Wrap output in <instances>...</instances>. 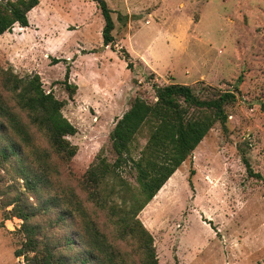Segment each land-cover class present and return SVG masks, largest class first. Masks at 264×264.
Instances as JSON below:
<instances>
[{"label":"rangeland","instance_id":"obj_1","mask_svg":"<svg viewBox=\"0 0 264 264\" xmlns=\"http://www.w3.org/2000/svg\"><path fill=\"white\" fill-rule=\"evenodd\" d=\"M106 1L115 21L112 45L104 43L94 0H40L29 26L16 24L0 36V64L21 76L39 74L47 91L67 100L63 113L78 128L69 137L78 152L69 164L56 159L62 175L53 180L85 199L82 176L101 157L114 161L110 132L135 96L155 100V84H190L201 95L208 86L235 90L226 127L211 129L140 218L160 264H264V0ZM68 69L78 85L73 99L64 82ZM148 137L146 127L136 156ZM130 171L122 172L126 194L139 188ZM13 175L0 167V264H27L14 253L23 220L5 216L25 189ZM76 227L51 229L63 250ZM67 251L81 256L78 245Z\"/></svg>","mask_w":264,"mask_h":264},{"label":"trees","instance_id":"obj_2","mask_svg":"<svg viewBox=\"0 0 264 264\" xmlns=\"http://www.w3.org/2000/svg\"><path fill=\"white\" fill-rule=\"evenodd\" d=\"M105 24L104 43L115 41V21L106 0H94ZM40 0H0V36L16 24L29 26V14ZM127 66L133 68L130 53L123 50ZM64 82L73 99L78 85ZM155 100L137 95L119 117L109 134L114 161L101 157L81 178V193L58 186L61 176L56 159L69 164L78 152L70 136L78 128L63 113L66 99L44 88L39 74L21 76L13 67L0 64V167L24 181L21 197L6 206V219L23 220V236L15 249L27 264H160L155 239L140 213L167 184L172 175L192 156L208 133L229 119L227 106L237 101L235 90L203 88L190 84H155ZM264 109V102H262ZM149 129V137L135 155L138 134ZM248 170L252 169L244 158ZM135 171L139 184L126 194L129 182L122 172ZM125 185V187H123ZM31 197L35 202H30ZM118 199L119 201H117ZM29 202H28V201ZM5 206V207H6ZM78 225L64 239L63 250L51 233L58 225ZM78 245L80 257L67 251ZM130 245L132 248L127 249Z\"/></svg>","mask_w":264,"mask_h":264},{"label":"crops","instance_id":"obj_3","mask_svg":"<svg viewBox=\"0 0 264 264\" xmlns=\"http://www.w3.org/2000/svg\"><path fill=\"white\" fill-rule=\"evenodd\" d=\"M2 36V35H1ZM143 58V57H142ZM144 59V58H143ZM147 62V59H144Z\"/></svg>","mask_w":264,"mask_h":264},{"label":"water","instance_id":"obj_4","mask_svg":"<svg viewBox=\"0 0 264 264\" xmlns=\"http://www.w3.org/2000/svg\"><path fill=\"white\" fill-rule=\"evenodd\" d=\"M105 47H106V46H105ZM105 47H104V48H105Z\"/></svg>","mask_w":264,"mask_h":264}]
</instances>
